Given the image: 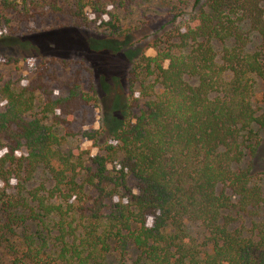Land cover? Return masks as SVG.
<instances>
[{"label": "trees", "instance_id": "1", "mask_svg": "<svg viewBox=\"0 0 264 264\" xmlns=\"http://www.w3.org/2000/svg\"><path fill=\"white\" fill-rule=\"evenodd\" d=\"M146 1L0 0V46L58 19L116 40L114 11ZM162 5L155 56L133 57L112 129H70L97 94L83 63L38 57L25 86L0 75L8 264H264V178L245 164L264 132V0ZM78 136L95 154L68 145Z\"/></svg>", "mask_w": 264, "mask_h": 264}, {"label": "rangeland", "instance_id": "2", "mask_svg": "<svg viewBox=\"0 0 264 264\" xmlns=\"http://www.w3.org/2000/svg\"><path fill=\"white\" fill-rule=\"evenodd\" d=\"M163 3L164 0H148L142 6L133 8L129 17L121 11H114L118 14L121 30L126 32L115 38L116 40L108 39V32L100 28L65 26L63 19L45 21L37 27L38 33L34 36L23 38L15 42L14 46H0V75L3 81L20 82L25 86L31 78L38 57L83 63L93 72L92 82L97 89V97L94 94L95 102L93 101L89 107L74 116L70 129L75 134L99 131L101 128L112 129L114 119L121 114L119 111L115 112L117 105H120V102L115 100H120L124 96V78L133 57L139 53H144L148 57L155 56L152 47L165 30H162L166 22ZM183 20L185 21L186 18ZM103 21L108 22L109 19L104 17ZM103 40L115 43L106 46ZM98 42L104 44L103 48L95 49L94 45ZM122 44L126 45L125 50L117 53L115 49ZM82 75L85 76L84 73ZM100 75L104 76L108 84L104 91L99 86ZM85 85L88 87V81ZM101 99L104 100L99 103L98 100ZM262 110L264 111V107ZM107 115L109 120L106 119V125L103 118ZM68 145L79 151L89 152L91 155L96 152L90 142L79 136L70 138ZM2 155L3 151L0 148V157ZM17 157H24V152L17 153ZM245 164H249L251 173L257 180L264 178V132H262V145L252 159H245ZM39 178L37 174L34 184L30 185L29 189L37 186ZM4 187L5 185L0 182V192ZM148 224L150 225V222ZM189 232L194 233L195 229L190 228ZM0 264H8L1 250Z\"/></svg>", "mask_w": 264, "mask_h": 264}]
</instances>
